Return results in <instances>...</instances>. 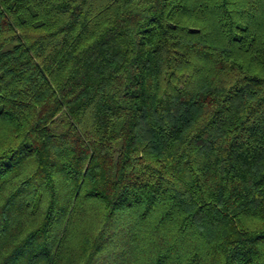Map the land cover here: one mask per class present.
<instances>
[{
  "label": "trees",
  "instance_id": "16d2710c",
  "mask_svg": "<svg viewBox=\"0 0 264 264\" xmlns=\"http://www.w3.org/2000/svg\"><path fill=\"white\" fill-rule=\"evenodd\" d=\"M0 264H264V0H0Z\"/></svg>",
  "mask_w": 264,
  "mask_h": 264
}]
</instances>
